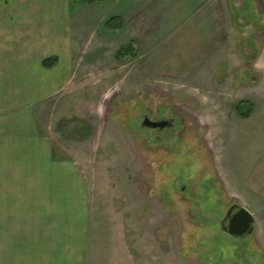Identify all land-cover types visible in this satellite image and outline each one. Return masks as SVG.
I'll use <instances>...</instances> for the list:
<instances>
[{"label":"rangeland","instance_id":"1","mask_svg":"<svg viewBox=\"0 0 264 264\" xmlns=\"http://www.w3.org/2000/svg\"><path fill=\"white\" fill-rule=\"evenodd\" d=\"M72 3V79L36 116L87 184L85 264H263L264 0ZM232 205L243 239L221 230Z\"/></svg>","mask_w":264,"mask_h":264},{"label":"crops","instance_id":"2","mask_svg":"<svg viewBox=\"0 0 264 264\" xmlns=\"http://www.w3.org/2000/svg\"><path fill=\"white\" fill-rule=\"evenodd\" d=\"M73 4L0 0V264L87 260V184L75 162L53 155L36 116L72 79Z\"/></svg>","mask_w":264,"mask_h":264},{"label":"trees","instance_id":"3","mask_svg":"<svg viewBox=\"0 0 264 264\" xmlns=\"http://www.w3.org/2000/svg\"><path fill=\"white\" fill-rule=\"evenodd\" d=\"M74 1H77L78 3L84 4V5H95L96 3L104 1V0H74ZM121 27H122V21L117 17L112 18L105 23V29H108L111 32H118ZM133 56H134V48L132 44H129L128 46L120 49L115 57L125 58V57H133ZM55 63H56V59L53 58L50 60H45L43 62V66L45 68H50ZM246 108L248 110H246ZM236 112L241 118L246 119L249 117L250 113L252 112V108L250 105H247V104H238L236 106Z\"/></svg>","mask_w":264,"mask_h":264},{"label":"water","instance_id":"4","mask_svg":"<svg viewBox=\"0 0 264 264\" xmlns=\"http://www.w3.org/2000/svg\"><path fill=\"white\" fill-rule=\"evenodd\" d=\"M142 125L146 128H162V122L153 123L148 119H144ZM254 219L247 210L239 207V210L229 220L227 234L232 237H245L253 232Z\"/></svg>","mask_w":264,"mask_h":264},{"label":"flooded vegetation","instance_id":"5","mask_svg":"<svg viewBox=\"0 0 264 264\" xmlns=\"http://www.w3.org/2000/svg\"><path fill=\"white\" fill-rule=\"evenodd\" d=\"M163 124H164V126L160 129V128H152V129H155V131H159V133L160 132H162L163 130H169L171 127H172V124H170V123H168V122H165V121H161ZM156 123V122H155ZM151 128L149 129V130H152ZM157 139H159V138H157ZM239 210V207L237 206V205H232V206H230L227 210H226V212H225V214H224V218L221 220V230L222 231H224L225 233H227V227H228V224H229V220L232 218V216L237 212ZM228 235V234H227ZM249 236V235H248ZM245 237H247V236H245ZM245 237H235V238H237V239H243V238H245ZM235 256V255H234ZM236 256H238L239 257V259H243L245 256H242V255H238V254H236ZM263 262V264H264V260L262 261ZM240 264H244V263H242V261H241V263Z\"/></svg>","mask_w":264,"mask_h":264}]
</instances>
